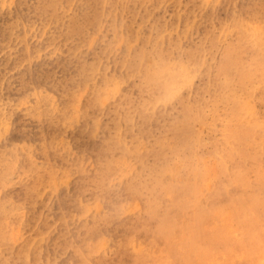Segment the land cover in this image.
Returning <instances> with one entry per match:
<instances>
[{
  "label": "rangeland",
  "instance_id": "374dc122",
  "mask_svg": "<svg viewBox=\"0 0 264 264\" xmlns=\"http://www.w3.org/2000/svg\"><path fill=\"white\" fill-rule=\"evenodd\" d=\"M263 5L0 0V264H264Z\"/></svg>",
  "mask_w": 264,
  "mask_h": 264
},
{
  "label": "bare ground",
  "instance_id": "6f19581e",
  "mask_svg": "<svg viewBox=\"0 0 264 264\" xmlns=\"http://www.w3.org/2000/svg\"><path fill=\"white\" fill-rule=\"evenodd\" d=\"M147 1H148V0H147ZM133 2H134V1H133ZM204 2H205V1H204ZM55 5H56V4H55ZM57 6H58V5H57ZM57 6H56V7H57ZM263 6H264V5H263ZM263 6H262V7H263ZM53 7H55V6H52V8H53ZM248 7H250V6H248ZM263 8H264V7H263ZM148 9H149V8H148ZM96 10H97V9H96ZM261 10H262V9H261ZM177 11H178V10H177ZM180 11H181V10H180ZM178 12H179V11H178ZM178 12L176 13L177 15H178ZM260 12H261V11H260ZM148 14H149V13H148ZM259 14H260V13H259ZM263 14H264V13H263ZM149 15H150V14H149ZM194 16H195V15H194ZM192 17H193V16H192ZM259 19H260V18H259ZM178 20H179V19H178ZM263 20H264V19H263ZM185 21H187V19H186ZM245 21H246V20H245ZM249 22H250V21H249ZM254 22H255V21H254ZM185 23H187V22H185ZM242 23H243V22H242ZM251 23H252V22H251ZM188 24H189V23H188ZM245 24H247V23H245ZM263 24H264V23H263ZM173 25H174V24H173ZM185 25H186V24H185ZM241 25H244V24H241ZM261 25H262V24H261ZM261 25H259V26H261ZM174 26H175V25H174ZM247 26H248V25H247ZM164 27H165V26H164ZM176 27H177V24H176ZM239 27H240V26H239ZM250 27H251V26H250ZM250 27H249V28H250ZM165 28H166V27H165ZM165 28H164V30H165ZM246 28H247V27H246ZM251 28H252V27H251ZM168 29H169V28H168ZM211 29H212V28H211ZM261 29H263V28L261 27ZM173 30H174V29H173ZM177 30H179L178 27H177ZM237 30H239L238 27H237ZM237 30H236V31H237ZM247 30H249V29L247 28ZM257 30H258V29H257ZM161 31H163V30H161ZM220 31H221V30H220ZM241 31H242V30H241ZM242 32H243V31H242ZM246 32H249V31H246ZM252 32H253V31H252ZM257 32H260V31H257ZM263 32H264V31H263ZM250 33H251V32H250ZM168 34H169V33H168ZM239 34H240V33H239ZM251 34H252V33H251ZM251 34H250V35H251ZM255 34H256V33H255ZM261 34H262V32H261ZM263 34H264V33H263ZM169 35H170V34H169ZM218 35H219V34H218ZM160 37H163V36H160ZM250 37H251V36H250ZM257 37H258V36H256L255 38H257ZM260 37L262 38V41H263L264 38L262 37V35H261ZM250 39H251V38H250ZM253 39H254V38H253ZM258 39H259V37H258ZM242 40H244V39H242ZM157 41H158V40H157ZM247 41L249 42L248 39H247ZM251 41H254V40H251ZM251 41H250V42H251ZM255 41H256V39H255ZM255 41H254V42H255ZM236 42H237V41H236ZM248 42H247V43H248ZM259 42L261 43V41H259ZM238 43H239V41H238ZM243 43H244V42H243ZM243 43H242V44H243ZM245 43H246V42H245ZM260 43H259V45H261ZM263 43H264V42H263ZM236 44H237V43H236ZM239 44H240V43H239ZM255 44H256V42H255ZM234 45H235V44H234ZM262 45H264V44H262ZM232 47H233V46H232ZM259 47H261V46H259ZM203 48H204V47H203ZM203 48H202V49H203ZM228 48H229V47H228ZM230 48H231V47H230ZM236 48H237V47H235L234 50H235ZM239 48H240V46H239ZM239 48H237V49L239 50ZM259 49H260V48H259ZM256 50H258V49H256ZM256 50H255V52H256ZM203 51H204V50H203ZM239 52H240V50H239ZM261 52H263V51H261ZM200 53H202V52H200ZM234 53H235V52H234ZM232 54H233V53H232ZM241 54H242V53H241ZM227 55H228V54H227ZM229 55H230V54H229ZM259 55H260V54H259ZM263 55H264V54H263ZM263 55H262V56H263ZM232 56H233V55H232ZM241 56H242V55H241ZM260 56H261V55H260ZM196 58H197V57H196ZM198 58H199V55H198ZM249 58H250V57H249ZM249 58H248V59H249ZM257 58H258V57H257ZM167 59H168V58H167ZM222 59H223V58H222ZM238 59H239V58H238ZM242 59H243V58H242ZM258 59H260V57H259ZM261 59H262V58H261ZM159 60H160V58H159ZM161 60H162V59H161ZM163 60H164V58H163ZM235 60H236V59H235ZM262 60H263V59H262ZM242 61H246V60H242ZM253 61L255 62L256 60L254 59ZM162 62H163V61H162ZM162 62H161V63H162ZM167 62H168V61H167ZM237 62H238V60H237ZM159 63H160V62H159ZM159 63H158V65L160 66L161 63H160V64H159ZM164 63H165V61H164ZM164 63H162V64H164ZM256 63H257V61H256ZM263 63H264V62H263ZM162 64H161V65H162ZM243 64H244V62H243ZM248 64H249V63H248ZM251 64H252V63H251ZM258 64H259V63H258ZM158 65H157V67H156L155 69L159 71V68H158L159 66H158ZM237 65H239V64H237ZM163 66H164V65H163ZM232 66H233V65H232ZM257 66H259V65H257ZM262 66H263V65H261V66H259V67H262ZM161 67H162V66H160V68H161ZM235 67H236V66H235ZM241 67H242V66H241ZM244 67H245V66H244ZM167 68H168V66H167ZM231 68H232V67H231ZM237 68H238V67H237ZM250 68H251V67H250ZM155 69H154V70H155ZM161 69H162V68H161ZM239 69H240V68H239ZM245 69H246V68H245ZM165 70H166V69H165ZM190 70H191V69H190ZM249 70H250V69H249ZM261 70H262V69H261ZM158 71L155 72V71L152 70V72L160 73V72H158ZM162 71H163L164 73H166V71H164V70H162ZM162 71H161V72H162ZM167 71H168V70H167ZM229 71H232V70H229ZM251 71H252V70H251ZM152 72H151V73H152ZM163 72H162V74H164ZM178 72H179V70H178ZM218 72H219V71H218ZM234 72H235V71H234ZM180 73H181V72H180ZM244 73H245V72H244ZM255 73H257V71H256ZM258 73H259V71H258ZM263 73H264V72H263ZM148 74H149V72H148ZM237 74H238V73H237ZM152 75H154V74H150L149 76H147V78L149 77L148 80H151V79H150V76L152 77ZM155 75H156V74H155ZM157 75H158V74H157ZM160 75H161V74H160ZM160 75H159V76H160ZM166 75H167V74H166ZM166 75H164V76H166ZM168 75H169V74H168ZM180 75H181V74H180ZM233 75H234V74H233ZM256 75H257V74H256ZM256 75L254 74V76H256ZM260 75L262 76L261 73H260ZM263 75H264V74H263ZM161 76H162V75H161ZM172 76H173V75L171 74V78H172ZM181 76H182V75H181ZM247 76H248V75H247ZM157 77H158V76H157ZM162 77H163V76H162ZM166 77L168 78V76H166ZM166 77H165V78H166ZM169 77H170V76H169ZM173 77H174V76H173ZM175 77H176V76H175ZM175 77H174V78H175ZM189 77H190V76H189ZM232 77H233V76H232ZM232 77H231V78H232ZM234 77H235V75H234ZM242 77H243V76H242ZM245 77H246V76H245ZM250 77H251V76H250ZM252 77H253V76H252ZM258 77H259V76H258ZM262 77H263V76H262ZM262 77H261V78H262ZM154 78H155V76H154ZM154 78L152 77V79H154ZM160 78H161V77H160ZM160 78H159V79H160ZM171 78H168V79L171 80ZM254 78H255V77H254ZM156 79H157V78H156ZM168 79H167V80H168ZM175 79H176V78H175ZM175 79H174V80H175ZM233 79H234V78H233ZM250 79H251V81L253 80V78H250ZM255 79H256V78H255ZM245 80H246V78H245ZM247 80H248V78H247ZM160 81H161V84H162V80H161V79H160ZM180 81H181V80H180ZM182 81H183V80H182ZM213 81H214V80H213ZM217 81H218V80H217ZM154 82H155V80L153 81V83H154ZM156 82H157V81H156ZM156 82H155L154 84H156ZM168 82H169V83H168V86H170L169 84H170L171 81H168ZM177 82H179V80H177ZM165 83H166V81H165ZM174 83H175V82H174ZM181 83H182V82H181ZM219 83H220V82H219ZM236 83H237V82H236ZM241 83H244V81L241 82ZM159 84H160V83H159ZM166 84H167V83H166ZM216 84H217V83H216ZM231 84H232V83H231ZM234 84H235V83H234ZM244 84H245V83H244ZM244 84H242V85H244ZM152 85H153V84H152ZM186 85H187V84H186ZM217 85H218V84H217ZM221 85H222V84H221ZM156 86H158V82H157ZM161 86H163V85H161ZM231 86L233 87L234 85H231ZM231 86L229 85L228 88L231 87ZM153 87H154V86H153ZM175 87H176V85H175ZM222 87H223V86H222ZM235 87H236V86H235ZM156 88H157V87H156ZM164 88H166V90H167L168 87L165 85ZM169 88H170V87H169ZM169 88H168V89H169ZM171 88H173V86H172ZM241 88H242V86H241ZM159 89H160V88H159ZM161 89H162V87H161ZM237 89H238V88H237ZM243 89H244V88H243ZM152 90H153V89H152ZM156 90H158V88H157ZM230 90H231V88H230ZM230 90H228V91H230ZM149 91H151V90H149ZM159 91H160V90H159ZM159 91H158V92H159ZM162 91H163V90H162ZM162 91H160V92H162ZM164 91H165V90H164ZM232 91H233V90H232ZM236 91H237V90H236ZM158 92H157V94H159V95L161 96L160 92H159V93H158ZM234 92H235V91H234ZM234 92H233V93H234ZM151 93H153V91H152ZM230 93H231V92H230ZM238 93H241V91H240V92L238 91ZM263 93H264V92H263ZM154 94H155V93H154ZM157 94H156L155 96H157ZM227 94H229V92H228ZM234 94H235V93H234ZM234 94H233V95H234ZM151 95H153V94H151ZM263 95H264V94H263ZM147 96H149V95H147ZM160 96H159V97H160ZM230 96H231V95H230ZM235 96H236V94H235ZM261 96H262V95H261ZM149 97H150V96H149ZM129 98H130V97H128V99H129ZM150 98H151V97H150ZM155 98H156V97H155ZM234 98H235V97H234ZM240 98H241V97H240ZM261 98H262V97H261ZM124 99H126V97H125ZM128 99H127V100H128ZM153 99H154V98H153ZM232 99H233V98H232ZM232 99H231V100H232ZM122 100H123V99H122ZM129 100H130V99H129ZM233 100H234V99H233ZM240 100H242V99H240ZM91 101H92V100H91ZM91 101H90V103H91ZM124 101L126 102V100H124ZM130 101H131V100H130ZM130 101H128V102H130ZM139 101H140V100H139ZM139 101L137 100L136 103L139 102ZM145 101H146V100H145ZM149 101H150V99H149ZM235 101H236V100H235ZM262 101H263V100H262ZM233 102H234V101H233ZM240 102H241V101H240ZM141 103H142V106H143V102H142V101H141ZM87 104H88V103H87ZM91 104L93 105V103H91ZM123 104H125V103H122V105H123ZM126 104H127V103H126ZM126 104H125V105H126ZM237 104H239V103H237ZM139 105H140V102H139ZM94 106H96V104H94ZM94 106H93V107H94ZM123 106H124V105H123ZM126 106H128V105H126ZM142 106H141V107H142ZM240 106H241V103H240ZM240 106H239V107H240ZM248 106H249V104H248ZM248 106H247V107H248ZM87 107H89V105H87ZM90 107H91V105H90ZM129 107H130V106H128V108H129ZM143 107H144V106H143ZM249 107H250V106H249ZM128 108H127V109H128ZM144 108H145V107H144ZM121 109H122V108H121ZM130 109H131V107H130ZM246 109H247V108H246ZM125 110H126V109H125ZM135 111H136V110H135ZM231 111H232V110H231ZM233 111H234V110H233ZM123 112H124V111H123ZM234 112H235V111H234ZM124 113H125V112H124ZM129 113H130V112H129ZM232 113H233V112H232ZM239 113H240V112H239ZM247 113H248V111H247ZM247 113H246V114H247ZM251 113H252V112H251ZM251 113H250V114H251ZM139 114H140V113H139ZM233 114H234V113H233ZM241 114H242V113H241ZM241 114H240V115L237 114V115L239 116V120L241 119V118H240V117H241ZM246 114H245V115H246ZM118 115H119V113H118ZM188 116H189V114L187 115V117H188ZM232 116H233V115H232ZM124 117H125V116H124V114H123V118H124ZM128 117H129V119H131L130 116H128ZM128 117L126 116L127 121H128ZM150 117H151V116H150ZM246 117H248V116L246 115ZM117 118H118V117H117ZM117 118H116V119H117ZM126 118H124V119H126ZM233 118H234V117H233ZM242 118H244V117H242ZM116 119H115V121H116ZM237 119H238V118H237ZM246 119H247V118H246ZM242 120H243V119H242ZM117 121H118V120H117ZM129 121H130V120H129ZM174 121H175V120H174ZM174 121H173V123L176 124V122H174ZM182 122H183V121H182ZM187 122H188V121H187ZM241 122H242V121H241ZM241 122H240V123H241ZM116 123H117V122H116ZM179 123H180V122H179ZM242 123H244V122H242ZM115 125H116V124H115ZM115 125H114V126H115ZM171 125H172V127L175 126V125H173L172 123H171ZM181 125L183 126V124H181ZM240 125H241V124H240ZM243 125H244V124H243ZM243 125H241V127H242ZM116 126H117V125H116ZM182 126H181V127H182ZM187 126H188V125H187ZM187 126H186V127H187ZM247 126H248V125H247ZM247 126L245 127V125H244L243 127H245L246 129L248 128V130H249V127H250V129L252 128L251 125L248 126V127H247ZM253 126H254V125H253ZM165 127H166V125H165ZM165 127H164V128H165ZM169 127H171V126H169ZM176 128L178 129L177 126H176L174 129H176ZM170 129H171V128H170ZM170 129H169V130H170ZM241 129H243V128H241ZM165 130H166V129H165ZM167 130H168V127H167ZM178 130H180V129H178ZM178 130H175V131H178ZM184 130H185V129H184ZM187 130H188V129H187ZM239 130H240V129H239ZM92 131H93V130H92ZM182 131H183V130H182ZM190 131H191V130H190ZM249 131H251V130H249ZM252 131H253V129H252ZM102 132H103V131H102ZM185 132H189V131H185ZM234 132H235V131H234ZM91 133H92V132H91ZM182 133H184V132H182ZM189 133H190V132H189ZM192 133H193V132H192ZM251 133H252V132H250V135H251ZM238 134H240V133H238ZM238 134H237V135H238ZM185 135H186V134H185ZM187 135H188V134H187ZM233 135H236V134L234 133ZM241 135H242V134H241ZM241 135H240V136H241ZM243 135H244V136H243ZM243 135H242L241 137H245V136L247 137V135H245L244 133H243ZM250 135L248 134L249 137H250ZM109 137H111V136H109ZM182 137H184V136L182 135ZM189 137H192V136H190V134H189ZM234 137H235V136H234ZM241 137H240V139H239L238 136H237L238 139L235 138V139H237L236 141H238V140L240 141V140H241ZM246 137H245V138H246ZM249 137H248V138H249ZM107 138H108V137H107ZM111 138H112V137H111ZM245 138H243V139H245ZM108 140H109V138H108ZM108 140H107V141H108ZM246 140H247V138H246ZM246 140H244V141L247 142L248 140H247V141H246ZM109 141H110V140H109ZM110 142H111V141H110ZM110 142H109V143H110ZM161 142H162V141H160V143H161ZM248 142H249V141H248ZM248 142H247V143H248ZM105 143H106V142H105ZM107 143H108V142H107ZM238 143H239V142H238ZM156 144H157V143H156ZM241 144H242V142H241ZM103 145H104V144H103ZM106 145H108V144H106ZM109 145H110V144H109ZM109 145L107 146V148L109 147ZM157 145H159V144H157ZM111 146H112V145H111ZM240 146H241V145H240ZM240 146H239V147H240ZM105 147H106V146H105ZM105 147H104V148H105ZM154 147H155V146H154ZM100 148H102V147H100ZM242 148H244V145H243ZM242 148H240V149H242ZM108 149H109V148H108ZM108 149H107V150H108ZM149 149H151V148H149ZM100 150H101V149H100ZM103 150H104V149H103ZM110 150H111V149H110ZM108 151H109V150H108ZM134 151H136V150L134 149ZM149 151H150V150H149ZM152 151H153V149H152ZM105 152H106V151H105ZM136 152H137V151H136ZM159 152H160V151H158V154H159ZM240 152H243V149H242ZM132 153H133V152H132ZM138 153H139V152H138ZM138 153L136 154V156L138 155ZM134 154H135V153H134ZM160 154H161V153H160ZM244 154H245V155H244ZM244 154L242 153L241 155H243L244 158H245V157H246V152H245ZM157 156H159V155H157ZM247 157L249 158V156H247ZM251 158H252V159H251ZM251 158H250V159L253 160V161H254V160H257V159H256L257 157L254 158V156L251 157ZM259 158H260V157H259ZM259 158H258V159H259ZM137 159H138V158H137ZM139 160H141V159H139ZM253 161H252V162H253ZM140 162L142 163V160H141ZM235 163H236V161H235L233 164H235ZM254 163H255V162H254ZM144 164H145V163H144ZM238 165H239V164H238ZM234 167L237 168V170H239V171H240V169H241V167H240V169H239V167H237V163L234 165ZM234 167H232V170H233V172L235 173L236 171H234V169H233ZM142 168H143V167H142ZM153 168H154V167H153ZM153 168H152V169H153ZM149 169H150V168H149ZM152 169H151V170H152ZM242 169H243V168H242ZM151 170H150V171H151ZM153 170H154V169H153ZM155 170H156V169H155ZM245 170H246V169H245ZM150 171H148V172L150 173ZM239 171H237L238 174H239ZM148 172H147V173H148ZM233 172H231V173H233ZM237 172L235 173V175L237 174ZM263 172H264V171H263ZM263 172L260 173V176H261V177L264 176V175H261V174H263ZM152 173H153V172H152ZM154 173H155V172H154ZM160 173H161V172H160ZM150 174H151V173H150ZM158 174H159V173H158ZM161 174H162V173H161ZM229 174H230V172H229ZM240 174H241V171H240ZM151 175H153V174H151ZM155 175H156V174H155ZM235 175L232 174V176H234L235 178L239 176V175H236V176H235ZM245 175H246V173H245ZM157 176H158V175H157ZM160 176H161V175H159V177H160ZM234 177H233V178H234ZM240 177H241V176H240ZM155 178L157 179L156 176H155ZM235 178H234V179H235ZM242 178H243V177H242ZM262 178H263V177H262ZM262 178H259V179H261V181L263 180V183H264V179H262ZM227 179H228V178H227ZM234 179H233V181H234ZM259 179H258V180H259ZM228 180H230V182H231V177H229ZM236 180H237V179H236ZM242 180H243V179H242ZM242 180H241V181H242ZM244 180H246V179L244 178ZM144 181H145V180H144ZM248 181H249V179H248ZM259 181H260V180H259ZM261 181H260V184L262 183ZM148 182H150V181H148ZM236 182H237V181H235V183H236ZM146 183H147V182H146ZM238 183H239V182H237V184H238ZM242 183L244 184V187H243V185H242L240 191L242 190V188H245V189H246L247 184H249V182L247 183V182H245V181L241 182V184H242ZM245 183H247V184L245 185ZM263 183H262V185H263ZM152 184H153V183H152ZM152 184H151V185H152ZM238 185H240V183H239ZM249 185H250V184H249ZM255 185H257V184H255ZM221 186H223V185L221 184ZM150 187H151V186H150ZM219 187H220V186H219ZM226 187H227V186H226ZM238 187H240V186H238ZM256 187H257V186H256ZM215 189H216V188H215ZM245 189H244V190H245ZM257 189H258V188H257ZM260 189H261V188H260ZM224 190H225V189H224ZM218 191H219V190H218V188H217V191H215V193L218 192ZM245 191H247V190H245ZM254 191H255V192H254ZM257 191H258V193H259L260 190L258 189ZM257 191L253 189V191H250V193H251V192H254L255 195H256V192H257ZM225 192H226V191H225ZM218 193H219V192H218ZM218 193H217V194H218ZM238 193H239V192H238ZM238 193H237V194H238ZM248 193H249V191L247 192V194H248ZM261 193L264 194L263 192H260V194H261ZM219 194H220V193H219ZM219 194H218V195H219ZM252 194H253V193H252ZM212 195H216V194L212 193ZM220 195H221V194H220ZM220 195H219V196H220ZM245 195H246V194H245ZM253 195H254V194H253ZM253 195H251V196H253ZM238 196H239V194L237 195V199H238ZM241 196L243 197V194H241ZM246 196H247L246 199H248V196H249V195H246ZM183 197H184V196H183ZM183 197H182V198H183ZM209 197H211V202H212V200L215 201L214 199H212V196H209ZM231 197H232V196H231ZM255 197H256V196L253 197V201H252V202H254V200H258V199H259V201H256V204L258 203V204H261V206H262V202L259 203L260 201H263V200H261V197H262V196L260 197L259 194H258V196H257L258 199H255ZM263 197H264V196H263ZM216 198H217V195H216ZM240 198H241V197H240ZM240 198L238 199V202H240V204H241V203H244L243 200H246V199H243V198H244V197H243V198H242V201H243V202H241V201H239ZM251 198H252V197H250V199H251ZM219 199H220V198H219ZM231 199H233V197H232ZM187 200H188V199H187ZM233 200H234V199H233ZM248 200H249V199H248ZM251 200H252V199H251ZM206 201H207V199H206ZM206 201H205V202H206ZM208 201H209V200H208ZM227 201H228V200H227ZM227 201H226V202H227ZM229 201H230V200H229ZM249 201H250V200H249ZM184 202H185V201H184ZM209 202H210V201H209ZM218 202L220 203V201H218ZM218 202H216V203H218ZM222 202H224V201H222ZM231 202H232V201H231ZM233 202L235 203V201H233ZM227 203H228V202H227ZM247 203H248V201L245 202L244 204H247ZM182 204H183V203H182ZM201 204H202V203H201ZM230 204H232V206L235 205V204L233 205V203H230ZM244 204H243V206H246V205H244ZM258 204H257V206L255 207V203H254V205H252L251 201H250V204L248 203V205L251 206V209H252V207L254 206L253 208H254L255 210H257V207L260 206V205L258 206ZM207 205H208V204H207ZM236 205H237V201H236ZM238 205H239V204H238ZM184 206H185V204H184ZM198 206H199V205H198ZM213 206H214V205H213ZM229 206H230V205H229ZM232 206H231V208H235V207H232ZM199 207H200V206H199ZM223 207H224V206H223ZM238 207H239V208H238ZM241 207H242V206H241ZM246 207H247V206H246ZM246 207H245V209H244L245 211L248 210V209H246ZM263 207H264V205H263ZM263 207H261V208H263ZM188 208H189V206H188ZM237 208H238V210L240 209L239 211H241L240 205L237 206ZM197 209H198V208H197ZM170 210H171V209H170ZM179 210H180V209H179ZM181 210H182V209H181ZM233 210H235V209H233ZM238 210H237V211H238ZM242 210H243V208H242ZM182 211H183V210H182ZM185 211H186V210H185ZM189 211H190V209H189ZM192 211H193V209H192ZM186 212H188V211H186ZM195 212H196V211H195ZM200 212H201V211H200ZM248 212L250 213V210H249ZM252 212H254V211H252ZM256 212H258V213H256L257 215H256V217H254V218H257L258 215H259V217H260L262 213L259 214V213H260L259 210H257ZM261 212H262V210H261ZM263 212H264V211H263ZM237 213H238V212H237ZM241 213H243V212H241ZM241 213L237 214V216L242 215ZM245 213H246V212H244V214H245ZM249 213H248V215H249ZM184 214H185V213H184ZM184 214H183V215H184ZM246 214H247V213H246ZM251 214H252V213H251ZM189 215H190V214H189ZM193 215H194V212H193ZM194 216H195V215H194ZM194 216H193V218H194ZM197 216H198V215H197ZM243 216H244V215H243ZM243 216H242V217H243ZM251 216H255V214H254V215L252 214ZM263 216H264V213H263ZM263 216L260 217V218L263 219V218H264ZM160 217H161V216H160ZM185 217H188V216H185ZM242 217H241V218H242ZM245 217H246V218H245ZM245 217H244V219H243L244 221H245V219L247 220V216H246V215H245ZM168 219H169V218H168ZM190 219H191V218H190ZM257 219H259V218H257ZM262 219H259V221L262 220ZM191 220H192V219H191ZM197 220H198V218H197ZM209 220H210V219H209ZM255 220H256V219H255ZM255 220L252 219L253 222H256ZM250 221H251V219H250L247 223H249ZM259 221H257V223H259ZM263 221H264V220H263ZM263 221H262V222H263ZM166 222H167V221H166ZM198 222H199V221H198ZM241 222H242V221H241ZM168 223H169V222H168ZM191 223H192V221H191ZM244 223H245V222H244ZM247 223H246V225H248ZM250 223H251V222H250ZM250 223H249V225H250ZM257 223H255V224H257ZM163 224H164V223H163ZM165 224H166V223H165ZM192 224H193V223H192ZM197 224H198V223H197ZM260 224H261V223H260ZM167 225H168V224H167ZM167 225H166V226H167ZM169 225H170V224H169ZM190 225H191V224H190ZM261 225H262V224H261ZM261 225H260V226H261ZM197 226H198V225H197ZM197 226H195V228H194V226H193L192 228H194V229L196 230V227H197ZM263 226H264V225H263ZM164 227H165V226H164ZM198 227H200V225H199ZM165 228H166V227H165ZM190 228H191V227H190ZM250 228H251V225H250ZM252 228H253V227H252ZM252 228H251V229H252ZM255 228H256V227H255ZM255 228H254V229H255ZM261 228H262V226H261ZM243 229H244V228H243ZM258 229H259V228H258ZM262 229H263V228H262ZM259 230H261V229H259ZM168 231H169V230H168ZM168 231H167V232H168ZM198 231H199V230H198ZM252 231H253V230H252ZM263 231H264V229H263ZM263 231H262V232H263ZM169 232H170V231H169ZM200 232H201V230H200ZM201 233H202V232H201ZM214 233H215V232H214ZM167 234H168V233H167ZM195 235H196V234H195ZM201 235H202V234H201ZM248 235H249V234H248ZM262 235H263V234H262ZM194 237H195V236H194ZM244 237H245V236H244ZM245 239H246V238H245ZM37 240H38V238H37ZM41 240H42V239H41ZM248 240H249V239H248V237H247V241H248ZM261 242H262V241H261ZM245 243H246V242H245ZM203 244L205 245V243H203ZM247 244H248V243H247ZM204 245H203V246H204ZM207 245H208V244H207ZM245 245H246V244H245ZM263 245H264V244H263ZM263 245H262V246H263ZM238 247H239V246H238ZM246 247H247V246H246ZM246 247H245V248H246ZM260 248H261V247H260ZM246 249H247V248H246ZM263 249H264V248H263ZM248 252H249V251H248ZM240 255H241V254H240ZM239 257H240V256H239Z\"/></svg>",
  "mask_w": 264,
  "mask_h": 264
}]
</instances>
